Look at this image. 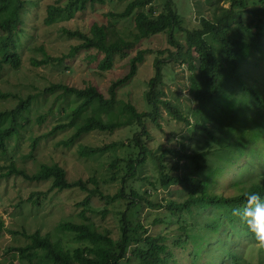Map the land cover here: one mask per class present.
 I'll return each instance as SVG.
<instances>
[{
    "label": "trees",
    "instance_id": "obj_1",
    "mask_svg": "<svg viewBox=\"0 0 264 264\" xmlns=\"http://www.w3.org/2000/svg\"><path fill=\"white\" fill-rule=\"evenodd\" d=\"M107 0H72L64 7L49 6L45 22L51 23L74 12L102 6ZM213 0H205L208 4ZM221 0H216L217 4ZM30 0H0V73L6 68L18 70L22 66V52L30 50L27 40L31 34L24 28L26 5ZM151 0H129L122 12H108L109 24L94 23L87 32L63 29L68 38L79 41L69 53L62 57L29 58L33 67H40L48 62L61 65L66 58L74 56L80 50H95L102 55L97 62V71L104 73L112 69L115 56L129 57L131 50L141 41L152 36L166 34L167 44L172 47L161 49L158 56L167 54L168 60L176 58L186 64L190 72V91L195 107L188 113L170 101L161 99L162 66L164 60L155 57L154 77L147 82L145 101L147 109L138 111L131 102L117 99L120 87L128 84L137 74L138 65L143 62L149 49H138L129 57V68L124 77L112 81L105 97L96 86L88 84L81 89L66 85L51 84L44 89L53 106L56 104V124L41 135L43 138L70 132L66 139L57 143L62 148L72 147L82 136L98 131L110 133L119 128H132L134 133L127 143L113 142L101 146L78 145L77 154L88 158L107 152L115 153L119 148H127L126 158L116 157L110 162V181H118L120 187L112 195L104 194L96 177L87 181L78 179L69 182L66 171L58 164H41L34 174H27L10 163L8 171L1 178L17 175L30 182H49L50 190L63 191L77 188L87 193L77 203L80 207L78 222L64 221L57 225L56 232L68 234L74 242L81 245L65 248L59 239L53 240L50 234H20L29 243L24 247L10 248L17 252L22 264H119L128 252H133L139 264H173L174 255L163 235H148L136 241L130 249V224L127 213L146 205L150 208H164L170 218L181 219L186 214H194L197 225L180 226L182 240L199 243L219 231L231 235L242 234L249 237L254 245L252 234L239 220L231 215V210L244 203V194L257 192L264 198V0H228V7L211 11L209 17L199 18V28L186 30L184 42L174 36V30H181L182 19L173 8L171 0H166L163 10L157 15L153 9L143 11ZM213 9V8H211ZM132 19L135 32L132 39L116 36L111 29L113 20ZM210 37L212 42L208 41ZM92 60L95 59L91 57ZM59 90V91H57ZM10 95L0 93V98ZM34 97L19 98L14 109L0 112V155H7V142L19 137L24 125L42 123L46 117L39 115L34 120L29 118L30 106ZM178 123H182L189 139L199 136L204 145L198 150H187L181 144L179 148L166 147L162 143L150 147L151 140L148 123L160 128L158 119L160 110ZM169 142L170 138L168 139ZM34 144L37 142L33 140ZM34 146V145H33ZM33 148V147H32ZM240 158H249L244 163L240 175L246 179L241 183L236 180L233 186L237 194L227 197L216 191V177L227 167H232ZM246 161V160H245ZM13 162V161H10ZM237 178V176H236ZM130 181H138L135 188ZM147 185L143 192L140 187ZM158 188L170 191L169 197L152 203L148 198L156 194ZM177 190L183 196H176ZM35 194H33L34 196ZM40 195V194H39ZM98 198L105 205L126 202L124 210H116L119 222L117 239L107 230L100 229L87 216L93 198ZM38 196L29 198L37 201ZM201 211L213 214L209 220ZM108 209L100 211L104 218ZM203 219L199 222V219ZM155 223L162 224L161 219ZM0 220V229L2 228ZM234 231H231L226 228ZM253 247L251 250L253 251ZM259 261H264V250L257 249ZM198 257V249L195 250ZM129 259V258H128ZM237 259L233 252L231 260ZM0 264H3L0 261Z\"/></svg>",
    "mask_w": 264,
    "mask_h": 264
},
{
    "label": "rangeland",
    "instance_id": "obj_2",
    "mask_svg": "<svg viewBox=\"0 0 264 264\" xmlns=\"http://www.w3.org/2000/svg\"><path fill=\"white\" fill-rule=\"evenodd\" d=\"M72 0H30L26 5L24 16V28L31 34L32 40L28 39L27 45L30 50L22 52V66L18 70L6 68L0 73V93L10 95L6 99L0 98V112H8L15 108L18 99H26L33 96L34 100L30 106L29 118L35 119L39 115L46 117L42 123H30L24 125L19 131V137L7 142V155H0V175L8 171L10 163H15L17 169L23 170L27 174H34L41 164H58L66 171V178L69 182L82 179L87 181L91 177H96L100 183V188L104 194L112 195L120 187L118 181H110L111 171L110 162L116 157L126 158L127 148H119L115 153L107 152L101 155L84 158L77 154L78 145L82 146H101L113 142L127 143L135 130L132 128H119L110 133L98 131L90 132L82 136L70 148H62L57 145L62 139H66L70 132L62 134L57 132L54 136L43 138L41 135L52 129L56 124L57 105L51 103L50 97L45 95L44 89L51 84H63L69 87L81 89L91 84L105 96H108L107 89L112 81L125 76L128 71L129 57L133 56L138 49H149L142 63L138 65L135 77L117 92V99L123 102H131L138 111L147 109L145 93L147 91V82L154 77V60L161 49L171 48L167 44V36L156 35L138 43L130 52L129 57L115 56L114 64L111 70L104 73L97 71V62L102 55L95 50H80L70 58H66L63 63L57 66L55 63L48 62L40 67H33L29 58L32 56L41 59V51H34V47H41L45 54L51 57H62L69 53L72 47L77 46L79 41L74 38H68L63 29L79 30L87 32L90 27L96 23L107 25L110 19L108 12H122L129 0H107L102 6L90 7L82 12H74L64 17L47 23L48 7H64ZM173 8L182 19L181 30H174L175 39L180 43L184 42L185 31L199 28V18L209 17L211 11H218L220 7H228V0H221L218 4L216 0L206 3L205 0H171ZM166 0H151L143 11L151 8L152 14L160 13ZM213 8V9H211ZM218 8V9H217ZM111 29L116 36L126 40L132 39V33L135 32L132 19L113 20ZM208 41L212 42L210 37ZM95 59L92 60L91 57ZM164 60L162 66V86L159 87L164 95L161 99L170 101L177 106L183 114L188 113L189 108L195 107L193 94L190 91V72L186 64L180 59L171 58L168 60L167 54L159 55ZM59 91V90H57ZM158 123L160 128L148 123L151 140L148 145L156 147L163 144L166 147L179 148L183 144L187 150H198L204 145V140L199 136H193L189 139L182 123L171 119L166 112L161 109ZM170 138V141L168 139ZM37 142L34 144L33 140ZM181 143V144H180ZM34 145V146H33ZM33 147V148H32ZM246 160V161H245ZM249 158H240L235 165L227 167L220 176L216 177V191L223 196L231 197L237 194L233 182L236 180L241 183L246 179L240 175L244 163H248ZM13 161V162H10ZM237 176V178H236ZM130 184L138 188V181H130ZM147 185L140 187L143 192ZM156 194H150L149 200L152 203L161 201L162 198L169 197L170 191H163L160 188ZM181 191L174 193L176 196H183ZM33 194H35L33 196ZM40 194V195H39ZM87 193L77 188L63 191L50 190L49 182H30L23 177L11 175L9 177H0V220L2 228L0 229V261L3 264H22L17 257V252L9 250L10 248L24 247L29 241L17 233L32 234L36 231L42 235L50 234L52 239L62 241L65 248H75L80 243L74 242L71 237L64 232H56V227L64 221L78 222V213L80 207L76 204L81 202ZM38 196L36 203L31 202L29 198ZM126 202H119L116 205H105L98 198H93L89 206L90 212L87 216L100 229L107 230L114 239L119 235V222L116 217V210H124ZM108 209L104 218L100 216V211ZM202 216L209 220L215 218L214 213L210 214L201 211ZM127 219L130 224V249L142 237L148 235H163L167 237L169 250L172 251L175 262L173 264H264L259 261L257 248L251 250L252 240L242 234L232 232L228 235L226 232L219 231L206 238V241L192 243L186 241L182 245H175L178 239L182 240L180 226L197 225V218L194 214L181 216L180 220L170 218V215L164 208H150L146 205L130 210L127 213ZM157 219L163 221L162 224L155 223ZM238 220V219H237ZM202 222L203 219H199ZM236 227L242 228V223L237 221ZM230 229L229 226H226ZM198 249V257L195 250ZM237 253V259L231 260L232 255ZM129 258V259H128ZM119 264H139L134 257L133 252H128L124 260Z\"/></svg>",
    "mask_w": 264,
    "mask_h": 264
},
{
    "label": "clouds",
    "instance_id": "obj_3",
    "mask_svg": "<svg viewBox=\"0 0 264 264\" xmlns=\"http://www.w3.org/2000/svg\"><path fill=\"white\" fill-rule=\"evenodd\" d=\"M231 215L252 234L254 247L264 250V198L257 192L244 194V203L231 210Z\"/></svg>",
    "mask_w": 264,
    "mask_h": 264
}]
</instances>
